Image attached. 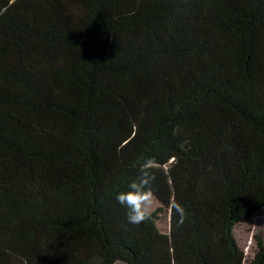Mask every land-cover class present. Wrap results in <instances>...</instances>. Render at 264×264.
Masks as SVG:
<instances>
[{
	"label": "trees",
	"instance_id": "16d2710c",
	"mask_svg": "<svg viewBox=\"0 0 264 264\" xmlns=\"http://www.w3.org/2000/svg\"><path fill=\"white\" fill-rule=\"evenodd\" d=\"M227 109L264 131V0H0V264H244L264 159L224 146ZM164 153L171 228L129 224L115 197Z\"/></svg>",
	"mask_w": 264,
	"mask_h": 264
},
{
	"label": "rangeland",
	"instance_id": "374dc122",
	"mask_svg": "<svg viewBox=\"0 0 264 264\" xmlns=\"http://www.w3.org/2000/svg\"><path fill=\"white\" fill-rule=\"evenodd\" d=\"M208 45L204 49L202 55L191 57L183 64L181 62H165L169 67V75L177 76L180 80L182 78V84L185 85V81H188L192 73L195 72L197 66L202 63L203 65H212L218 57V48L213 39H209ZM170 81V79H169ZM170 84V83H169ZM124 95H128L131 92L129 84L123 82L122 85ZM180 94L175 93L174 98H178ZM158 107L161 109L162 104L157 102ZM226 114V135L224 136V146L237 151L247 152V155L251 161L255 160L254 155L262 157L264 159V131L254 129L245 122V120L232 110L227 109ZM152 164L150 166L151 173L155 176L156 186L152 187L153 191V206L150 213L161 209V212L157 215V226L161 232H168L171 228V213H172V198L173 192L171 187V180L168 176V167L177 161L173 155L164 153L157 155L151 159ZM140 175V174H139ZM234 235L240 248L244 251L246 256V262L249 264L255 257L261 244H264V207L255 211L246 220L238 223L234 228ZM115 264H126L124 261L119 260Z\"/></svg>",
	"mask_w": 264,
	"mask_h": 264
},
{
	"label": "clouds",
	"instance_id": "9594fccd",
	"mask_svg": "<svg viewBox=\"0 0 264 264\" xmlns=\"http://www.w3.org/2000/svg\"><path fill=\"white\" fill-rule=\"evenodd\" d=\"M151 164V160H145L140 167V175L128 184L127 190L120 191L115 197L127 209L126 219L129 224L139 225L150 217L153 206L152 181L155 180L149 170ZM173 207L179 216L178 224L183 223V207L178 203Z\"/></svg>",
	"mask_w": 264,
	"mask_h": 264
}]
</instances>
